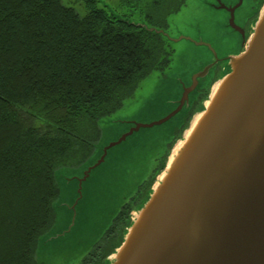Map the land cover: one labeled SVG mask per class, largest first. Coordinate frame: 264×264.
<instances>
[{
  "label": "trees",
  "instance_id": "1",
  "mask_svg": "<svg viewBox=\"0 0 264 264\" xmlns=\"http://www.w3.org/2000/svg\"><path fill=\"white\" fill-rule=\"evenodd\" d=\"M81 1L82 15L61 0H0V264H41L35 251L55 218V170L86 161L100 135L99 119L171 61L163 33L99 0ZM165 1L132 4L142 10L141 22L165 30L167 16L185 0H171L159 24L149 23ZM207 92L189 107L179 135ZM165 156L86 255L94 258L84 256L79 264H106Z\"/></svg>",
  "mask_w": 264,
  "mask_h": 264
},
{
  "label": "water",
  "instance_id": "2",
  "mask_svg": "<svg viewBox=\"0 0 264 264\" xmlns=\"http://www.w3.org/2000/svg\"><path fill=\"white\" fill-rule=\"evenodd\" d=\"M241 2L213 4L228 11L225 24L240 35L223 47L241 43V49L220 54L210 42L195 41L207 48L209 58L183 88L176 107L157 120L134 123L95 159L91 155L86 160L79 186L110 147L184 108L187 113L201 79L223 62L201 108L169 147L146 197L130 210L122 240L106 256V264H264V0L247 35L235 21ZM139 23L169 39L163 28ZM52 238L43 237L44 242Z\"/></svg>",
  "mask_w": 264,
  "mask_h": 264
},
{
  "label": "rangeland",
  "instance_id": "3",
  "mask_svg": "<svg viewBox=\"0 0 264 264\" xmlns=\"http://www.w3.org/2000/svg\"><path fill=\"white\" fill-rule=\"evenodd\" d=\"M61 1L81 15L85 13L81 0ZM221 1L227 5L237 2ZM132 2L99 0L98 5H104L115 14L132 21L144 20L142 10L133 6ZM261 2L242 0L235 10V21L249 24ZM214 3L216 0H185L183 6L167 16L165 31L169 35L168 47L172 50L170 64L164 70L151 71L139 81L133 95L126 98L119 109L99 119L100 135L94 142L92 160L103 146L127 132L134 123L157 120L176 107L183 88L209 58L207 48L195 41L210 42L220 54L231 53L235 48L241 49V43L235 48H231L230 44L223 47V42L234 44V41L240 40V36L225 24L228 11L214 7ZM171 4L173 1L166 0L158 11H154V18L148 22L159 24L160 15ZM209 84L206 81L205 87ZM186 116L184 108L160 124L134 131L108 149L104 161L91 170L81 186L79 178L83 175L86 161L58 167L55 171L58 194L53 200L55 218L39 240L35 251L36 260L41 264H79L104 236L120 207L131 202L139 185L158 167L179 135ZM47 236L54 238L44 242L43 237Z\"/></svg>",
  "mask_w": 264,
  "mask_h": 264
},
{
  "label": "flooded vegetation",
  "instance_id": "4",
  "mask_svg": "<svg viewBox=\"0 0 264 264\" xmlns=\"http://www.w3.org/2000/svg\"><path fill=\"white\" fill-rule=\"evenodd\" d=\"M256 16V13H255V15H254V17ZM242 25V27L244 28V31H245V34L247 35L248 34V25L249 24H244V23H242L241 24ZM238 33V32H237ZM238 35H239V33H238ZM240 36V35H239ZM222 64H223V62L222 61H218L213 67H212V69L208 72V74H207V76L206 77H203L202 79H201V81H203V85L201 86V87H199L198 88V90H197V95L200 93V92H202V91H204V90H206L207 89V87H205V82L207 81V83H211V82H213L216 78H217V76L219 75V73H220V70H221V67H222ZM196 103L197 102H192L191 103V105H193V106H195L196 105ZM98 246V243L93 247V248H96ZM91 253V252H90ZM86 257H89L90 259L91 258H94V256H91V254L89 255V256H86Z\"/></svg>",
  "mask_w": 264,
  "mask_h": 264
}]
</instances>
